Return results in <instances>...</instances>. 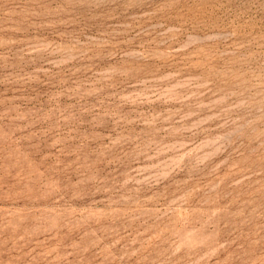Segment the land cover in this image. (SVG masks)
I'll return each instance as SVG.
<instances>
[{
  "label": "rangeland",
  "instance_id": "obj_1",
  "mask_svg": "<svg viewBox=\"0 0 264 264\" xmlns=\"http://www.w3.org/2000/svg\"><path fill=\"white\" fill-rule=\"evenodd\" d=\"M0 264H264V0H0Z\"/></svg>",
  "mask_w": 264,
  "mask_h": 264
}]
</instances>
